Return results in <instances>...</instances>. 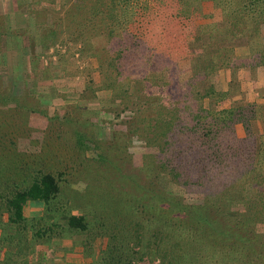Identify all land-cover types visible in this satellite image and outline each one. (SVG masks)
Segmentation results:
<instances>
[{
	"label": "trees",
	"instance_id": "1",
	"mask_svg": "<svg viewBox=\"0 0 264 264\" xmlns=\"http://www.w3.org/2000/svg\"><path fill=\"white\" fill-rule=\"evenodd\" d=\"M206 3L218 10V21L199 23L211 15ZM21 8L34 35L54 42L65 34L98 60V48L106 51L104 85L118 112H127L118 123L123 144L136 136L155 147L139 168L152 178L113 168L121 188L97 192L120 212V224L126 216L139 234L106 236L93 264H264V232H255L252 212L241 222L231 209L257 204L264 222V137L254 126L264 117V103L230 100L219 108L229 94L212 79L220 69L264 65V0H29ZM237 45L247 53L236 54ZM167 181L201 201L167 193ZM59 190L55 174L37 171L24 187L2 194L0 204L20 227L26 202L46 207ZM59 216L58 227L67 231L87 228L83 214ZM52 224L38 231L58 235ZM245 226L249 231L240 234Z\"/></svg>",
	"mask_w": 264,
	"mask_h": 264
},
{
	"label": "rangeland",
	"instance_id": "2",
	"mask_svg": "<svg viewBox=\"0 0 264 264\" xmlns=\"http://www.w3.org/2000/svg\"><path fill=\"white\" fill-rule=\"evenodd\" d=\"M27 1L0 0V196L27 185L37 171L55 174L60 190L46 207L26 202L22 210L25 221L20 227L8 221L0 204V264H93L106 248V236L139 234L126 216L120 224V212L118 217L103 202L109 198H100L97 192L121 188L113 168L130 175L135 171L145 180V174L152 178L153 172L140 170L141 157L155 147L146 146L136 136L123 144L120 132L124 128L118 123L127 112H118L117 99L111 100L110 89L104 85L100 61L107 58L106 51L98 48V60L82 52L80 43L65 34L54 42L47 35H34L32 29H26L21 11ZM204 5L211 15L199 23L218 21V10L212 11L210 3ZM39 6L35 5V10ZM35 17L43 20L40 14ZM261 33L264 40V23ZM234 51L241 56L247 53L244 45L235 46ZM212 79L217 88L229 94L218 103L219 108L230 100L264 103V65L220 69ZM254 126L264 137V117ZM235 132L243 135L240 124ZM166 191L186 202L201 201L185 196L171 181H167ZM245 206L238 203L231 209L241 213L240 220L252 212L255 232H264L258 205ZM66 212L83 214L86 230L58 227L62 222L59 215ZM48 224L58 235L41 233Z\"/></svg>",
	"mask_w": 264,
	"mask_h": 264
}]
</instances>
